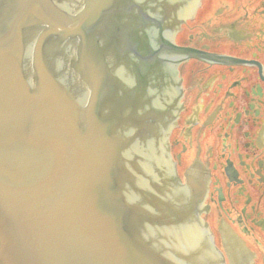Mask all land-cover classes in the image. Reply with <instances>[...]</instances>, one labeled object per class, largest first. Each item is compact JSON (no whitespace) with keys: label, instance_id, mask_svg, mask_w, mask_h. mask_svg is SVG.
Returning a JSON list of instances; mask_svg holds the SVG:
<instances>
[{"label":"water","instance_id":"95a60500","mask_svg":"<svg viewBox=\"0 0 264 264\" xmlns=\"http://www.w3.org/2000/svg\"><path fill=\"white\" fill-rule=\"evenodd\" d=\"M189 1L0 0V264H225L167 158Z\"/></svg>","mask_w":264,"mask_h":264},{"label":"flooded vegetation","instance_id":"af4514ba","mask_svg":"<svg viewBox=\"0 0 264 264\" xmlns=\"http://www.w3.org/2000/svg\"><path fill=\"white\" fill-rule=\"evenodd\" d=\"M183 50L170 161L204 187L203 213L227 264H264V0H197L177 22ZM174 70V74H173Z\"/></svg>","mask_w":264,"mask_h":264}]
</instances>
